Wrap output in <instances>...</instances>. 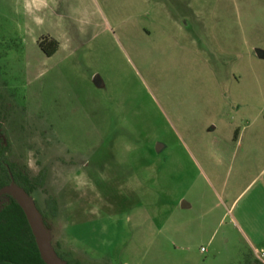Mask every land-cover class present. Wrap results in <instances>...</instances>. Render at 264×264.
Instances as JSON below:
<instances>
[{"label": "rangeland", "instance_id": "obj_1", "mask_svg": "<svg viewBox=\"0 0 264 264\" xmlns=\"http://www.w3.org/2000/svg\"><path fill=\"white\" fill-rule=\"evenodd\" d=\"M0 126L66 259L264 256V0H0Z\"/></svg>", "mask_w": 264, "mask_h": 264}, {"label": "trees", "instance_id": "obj_2", "mask_svg": "<svg viewBox=\"0 0 264 264\" xmlns=\"http://www.w3.org/2000/svg\"><path fill=\"white\" fill-rule=\"evenodd\" d=\"M46 44H52L53 47L46 49ZM56 45L57 43L53 39L42 38L39 41V47L47 56H51L56 51ZM10 150V140L0 127V190L17 186L30 197L37 189H41L47 194L45 171L40 170L36 175H32L25 165L10 160L8 156ZM34 203L46 227L44 218L48 215L55 216L56 201L47 194L45 199L47 210L45 212L39 208L36 202ZM55 254L63 264H79L76 259H66L60 253ZM0 264H47L39 252L22 207L10 192H3L0 195ZM243 264H264V256L262 259L245 260Z\"/></svg>", "mask_w": 264, "mask_h": 264}, {"label": "water", "instance_id": "obj_3", "mask_svg": "<svg viewBox=\"0 0 264 264\" xmlns=\"http://www.w3.org/2000/svg\"><path fill=\"white\" fill-rule=\"evenodd\" d=\"M3 192H10L22 207V210L27 218L28 224L35 238L39 252L44 261L47 264H63V262L52 251L49 232L44 226L41 216L31 197L24 190L17 186H10L0 190V195ZM54 254L57 258L54 257Z\"/></svg>", "mask_w": 264, "mask_h": 264}, {"label": "built area", "instance_id": "obj_4", "mask_svg": "<svg viewBox=\"0 0 264 264\" xmlns=\"http://www.w3.org/2000/svg\"><path fill=\"white\" fill-rule=\"evenodd\" d=\"M200 250H201V252H205V248H203V247H201Z\"/></svg>", "mask_w": 264, "mask_h": 264}, {"label": "clouds", "instance_id": "obj_5", "mask_svg": "<svg viewBox=\"0 0 264 264\" xmlns=\"http://www.w3.org/2000/svg\"><path fill=\"white\" fill-rule=\"evenodd\" d=\"M25 3H26V7L28 6V0H25Z\"/></svg>", "mask_w": 264, "mask_h": 264}, {"label": "flooded vegetation", "instance_id": "obj_6", "mask_svg": "<svg viewBox=\"0 0 264 264\" xmlns=\"http://www.w3.org/2000/svg\"><path fill=\"white\" fill-rule=\"evenodd\" d=\"M1 127V126H0ZM2 128V127H1ZM3 129V128H2ZM36 175V174H35ZM64 255V254H63ZM66 258V257H65Z\"/></svg>", "mask_w": 264, "mask_h": 264}, {"label": "crops", "instance_id": "obj_7", "mask_svg": "<svg viewBox=\"0 0 264 264\" xmlns=\"http://www.w3.org/2000/svg\"><path fill=\"white\" fill-rule=\"evenodd\" d=\"M182 206H184V203L182 204Z\"/></svg>", "mask_w": 264, "mask_h": 264}]
</instances>
